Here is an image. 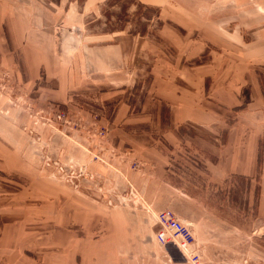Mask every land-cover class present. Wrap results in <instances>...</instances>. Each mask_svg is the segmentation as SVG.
I'll use <instances>...</instances> for the list:
<instances>
[{
  "label": "rangeland",
  "instance_id": "374dc122",
  "mask_svg": "<svg viewBox=\"0 0 264 264\" xmlns=\"http://www.w3.org/2000/svg\"><path fill=\"white\" fill-rule=\"evenodd\" d=\"M85 1L0 0V264H95V254L104 256L98 264H193L157 242L162 210L190 224L201 264H264L261 126L253 183L211 167L219 144L204 121L181 142H157L170 186L157 178L147 185L157 171L139 161L158 139L146 114L162 112L164 127L181 131L187 125L172 126L173 112L227 116L229 124L247 112L253 129L256 108L235 107L232 88L249 69L264 90V0H133L150 9L136 15L129 6L128 17L120 8L128 0ZM139 22L149 24L148 45L134 47L125 38ZM113 29L123 30L95 38ZM117 94H127L134 116L109 126ZM101 208L116 214L96 215Z\"/></svg>",
  "mask_w": 264,
  "mask_h": 264
},
{
  "label": "crops",
  "instance_id": "0c3cea01",
  "mask_svg": "<svg viewBox=\"0 0 264 264\" xmlns=\"http://www.w3.org/2000/svg\"><path fill=\"white\" fill-rule=\"evenodd\" d=\"M109 0H86L84 2V6L96 4L97 7L101 5H105V3ZM108 3V2H107ZM59 4H62V1L59 2ZM123 29H113L110 30V32H107L106 34H95V38H102L105 35H116L117 33L121 32ZM161 33L160 35L167 34L163 28L160 30ZM129 35H126L127 41L133 45L134 47L141 44L142 41L143 44L148 45V41L146 40V37H142L139 35H134L131 32L128 33ZM161 37V36H160ZM162 38V37H161ZM256 43V40L253 42L249 43V45L254 46ZM146 45V46H147ZM250 46V47H251ZM125 52V49H124ZM146 54V53H145ZM91 56L93 57L92 62H95V46L91 48ZM126 58L129 55H126ZM131 57H133V52H131ZM140 57L142 58L141 54ZM128 59V58H127ZM126 62V61H125ZM95 66V64H93ZM192 66V65H191ZM201 67V66H200ZM209 67H211V64L208 65H203L201 69L204 71L207 70ZM191 68L194 69L193 72H188L189 75H192L193 78L191 79L192 81L189 84V86L195 87V82H196V66H192ZM197 71H199L197 69ZM206 78V77H205ZM243 81V82H242ZM241 83L242 86L241 88L235 89L232 88L231 86V81L225 84V88L229 87V89L232 88V93L235 96L236 99V104L235 107H242L245 110L250 109L251 107L256 108V113L260 116V118H252V125L253 129H249L245 127L244 121L246 122V117H249L247 115V112L244 113H238L235 116V121L236 123L229 124L227 116L222 115H215L212 113L205 112L204 114H192V113H180L178 114L179 116L177 117L175 113L170 114V120H171V125L175 126L176 122L180 121L181 125L186 124L189 127H185L184 130H175L174 127L168 128L164 127L167 125L165 123L168 118L164 116L162 112H156L155 114H146V120L147 125L152 127L154 126V129L150 128V131H155L157 141L154 144H149L145 143V150L144 153H149V155L143 154L141 158L139 159L140 161V166L142 168H145L147 166H154L155 170L157 171L156 176H146L145 177V182L147 185L153 184L157 181H159L161 184H163V187L165 188L166 186H170L171 181V169L170 166L168 165V162L163 161L162 158L164 154V150L157 144L158 141H168L171 144L173 142H181L183 133L186 135H192V131L190 130L191 126L194 127L197 120L198 121H204L203 128L205 132H209L210 136L214 139L213 141L215 143H218L217 147V157L214 158L215 160H211V167L218 169L221 174L225 173L226 176L228 177V174H234L238 176L245 177L247 179H251L252 183L254 179L257 178L258 176V171H259V153H260V134L256 135V129L262 127V135H264V90L262 87V84L260 83L259 80H257L255 77H252V71L248 69L247 73L241 77ZM207 84H209L208 80L205 82L203 81L204 89L203 92L206 93L207 90ZM131 87L127 88H122V89H127V92L129 91ZM209 89V88H208ZM211 90V89H210ZM209 90V91H210ZM209 94V92H208ZM116 99L119 100H112L109 102V104H116L117 109L114 110V112H110V115L107 116V120L109 122V126L111 125H122L126 124L127 121L131 119L133 113H131L129 103L127 100V94L125 96V99H123V94H117ZM127 108L125 112V108ZM188 115V116H185ZM262 117V118H261ZM117 123V124H116ZM193 123V124H192ZM148 125V127H149ZM214 126V127H213ZM216 127L218 129H216ZM216 129V130H215ZM149 131V129H146ZM122 131V130H121ZM129 131V130H128ZM195 131V130H194ZM125 135L129 134V132L132 131H122ZM145 132V131H144ZM141 135V132H139ZM259 133V132H258ZM206 135V134H205ZM194 137H197V134L193 135ZM193 136L191 138H193ZM225 138V139H224ZM248 138H251L250 145H247ZM204 141V139H203ZM206 141V140H205ZM209 142V141H207ZM121 140H118V143L114 144L117 149L120 147ZM211 143V142H210ZM240 143V150H238V146ZM235 144V145H234ZM238 144V146H237ZM216 146V145H215ZM237 148V149H236ZM116 149V148H114ZM236 149V151L234 150ZM241 151L240 153L238 151ZM139 151V150H138ZM154 151V153H153ZM230 163V164H229ZM208 169V163H203ZM210 167V166H209ZM263 168H264V161H263ZM231 170V171H229ZM170 173V175H169ZM143 176L145 175L142 173ZM159 179V180H158ZM227 178H224L226 180ZM95 202H99L95 200ZM164 211V210H162ZM119 213V211H118ZM95 214L100 215V216H115L116 210L114 209H109V208H101V209H95ZM106 234L103 233L102 238ZM95 243H99L98 241H95ZM106 254V253H105ZM104 256H101V254H95V264H98L101 259H103ZM77 263V262H76Z\"/></svg>",
  "mask_w": 264,
  "mask_h": 264
},
{
  "label": "built area",
  "instance_id": "2783aa9c",
  "mask_svg": "<svg viewBox=\"0 0 264 264\" xmlns=\"http://www.w3.org/2000/svg\"><path fill=\"white\" fill-rule=\"evenodd\" d=\"M160 230L156 240L161 246L174 245L193 264H201L202 257L195 248V239L190 224L178 218L171 210H164L157 216Z\"/></svg>",
  "mask_w": 264,
  "mask_h": 264
},
{
  "label": "trees",
  "instance_id": "16d2710c",
  "mask_svg": "<svg viewBox=\"0 0 264 264\" xmlns=\"http://www.w3.org/2000/svg\"><path fill=\"white\" fill-rule=\"evenodd\" d=\"M122 1H124V0H122ZM108 3H109V6L110 7H114L119 2L117 0H109ZM126 4H127V7L125 5L124 6L123 5H120L121 14H123L122 17L123 16H125V17L127 16L128 17L127 11H128V7L129 6L130 7L136 6V8H137V11L135 13L136 15L137 14H141V11L142 10H149L150 9L149 7H147V6H145V5L141 4V3H138V2H134L133 0L126 1ZM122 17L120 19L121 23L122 22L124 23V22H128L129 21V20L123 19ZM157 17L159 19V14L158 13H157ZM158 21H159L158 22L159 26H163V23L160 20H158ZM139 28H140L139 30H135V32L133 31L131 33L134 34V35H139V36H142V37H147L148 34H149V24L148 23L139 22ZM261 162H262V152L260 150V153H259V168L261 166Z\"/></svg>",
  "mask_w": 264,
  "mask_h": 264
}]
</instances>
